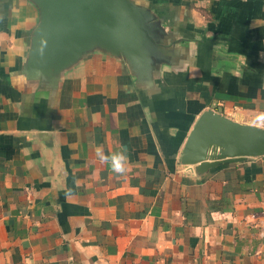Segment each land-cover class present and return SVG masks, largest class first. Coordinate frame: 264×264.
I'll list each match as a JSON object with an SVG mask.
<instances>
[{"label":"crops","instance_id":"0c3cea01","mask_svg":"<svg viewBox=\"0 0 264 264\" xmlns=\"http://www.w3.org/2000/svg\"><path fill=\"white\" fill-rule=\"evenodd\" d=\"M166 9L186 48L154 83L96 54L44 96L15 72L35 12L0 6V264H264V156L179 162L206 108L264 127V0Z\"/></svg>","mask_w":264,"mask_h":264},{"label":"water","instance_id":"95a60500","mask_svg":"<svg viewBox=\"0 0 264 264\" xmlns=\"http://www.w3.org/2000/svg\"><path fill=\"white\" fill-rule=\"evenodd\" d=\"M175 1V0H173ZM24 2L35 12L26 50L15 72L35 94L54 95L65 75L96 54L123 65L136 79L154 83L186 48L167 19L172 0H0ZM264 156V127L242 123L212 108L194 121L179 157L201 175L218 165Z\"/></svg>","mask_w":264,"mask_h":264},{"label":"clouds","instance_id":"9594fccd","mask_svg":"<svg viewBox=\"0 0 264 264\" xmlns=\"http://www.w3.org/2000/svg\"><path fill=\"white\" fill-rule=\"evenodd\" d=\"M257 120L264 122V113L257 117ZM264 126V125H262ZM96 155L102 163L110 165L111 170L117 174V176H123L127 171V163L129 160L126 151H116L111 154H105L101 148L96 149Z\"/></svg>","mask_w":264,"mask_h":264}]
</instances>
